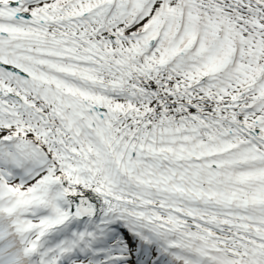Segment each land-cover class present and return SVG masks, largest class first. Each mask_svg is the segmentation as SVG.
Returning <instances> with one entry per match:
<instances>
[{
  "label": "snow or ice",
  "instance_id": "snow-or-ice-1",
  "mask_svg": "<svg viewBox=\"0 0 264 264\" xmlns=\"http://www.w3.org/2000/svg\"><path fill=\"white\" fill-rule=\"evenodd\" d=\"M0 264H264V0H0Z\"/></svg>",
  "mask_w": 264,
  "mask_h": 264
}]
</instances>
